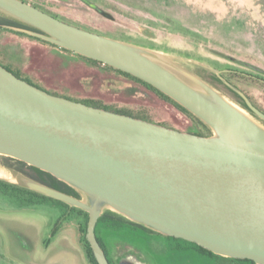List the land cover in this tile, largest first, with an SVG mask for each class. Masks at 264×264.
Instances as JSON below:
<instances>
[{
	"label": "water",
	"instance_id": "1",
	"mask_svg": "<svg viewBox=\"0 0 264 264\" xmlns=\"http://www.w3.org/2000/svg\"><path fill=\"white\" fill-rule=\"evenodd\" d=\"M0 10L40 30L20 28L27 33L151 83L213 130L198 135L55 95L0 63V154L48 171L81 192L78 198L24 175L30 189L89 213L86 236L98 264H110L96 234L107 209L214 253L264 264L262 124L202 78L184 72L195 84L190 83L154 52L70 24L23 0H0ZM237 91L264 119V111Z\"/></svg>",
	"mask_w": 264,
	"mask_h": 264
},
{
	"label": "rangeland",
	"instance_id": "2",
	"mask_svg": "<svg viewBox=\"0 0 264 264\" xmlns=\"http://www.w3.org/2000/svg\"><path fill=\"white\" fill-rule=\"evenodd\" d=\"M29 1L70 24L156 53L161 62L190 83L195 84L184 72L202 78L264 126V119L248 110L231 90L216 79L203 76L225 71L248 75L253 78L249 82L243 77L233 79L264 109V0H90L95 7L84 0ZM0 15L7 14L0 10ZM0 45L5 47L8 61L28 67L33 76L28 75L34 80L43 78V85L50 91L59 89L72 98L99 97L122 109L129 108L126 103H148L159 107L166 121L179 127L189 124L180 110L165 104L143 86L58 45L8 30L0 32ZM77 63L79 67L75 66ZM97 71L116 76L117 81L89 86L85 75ZM229 83L236 91H243ZM135 85L136 93L132 90ZM4 161L6 158L0 154V179L27 187L24 174L4 165ZM83 217L76 208L54 198L19 189L0 192V264L44 261L49 248L61 245L77 253L83 264H90L78 241L77 225ZM56 227L60 233L47 247L45 240ZM146 227L127 220L109 227L101 221L97 232L115 262L132 253L142 257L146 264L218 263L215 256L192 241ZM22 242L31 249V256ZM18 257L26 260L18 263ZM73 258L79 259L77 255Z\"/></svg>",
	"mask_w": 264,
	"mask_h": 264
},
{
	"label": "trees",
	"instance_id": "3",
	"mask_svg": "<svg viewBox=\"0 0 264 264\" xmlns=\"http://www.w3.org/2000/svg\"><path fill=\"white\" fill-rule=\"evenodd\" d=\"M26 2H30L32 4H34L35 6H37L38 8L58 17L56 14L48 11L47 9L39 6L38 4L31 2L29 0H23ZM91 2V1H90ZM20 28H27V29H31V30H35V31H40L39 29L24 23L23 21H20L14 17L8 16V15H0V32L2 30H8V31H12L16 34H20V35H24L33 39H36L40 42H45V43H50L53 45H57L51 41H48L44 38L32 35L30 33H27L23 30H21ZM59 46V45H58ZM61 47V46H60ZM62 49H65L67 51L76 53L78 55H80L82 58H84L85 60L93 63V64H103L104 66H106L108 69H110L115 75L117 76H122L125 77L126 79L131 80L132 82L136 83L137 85H141L143 86L147 91L151 92L152 94H154L158 99H160L162 102H164L165 104H168L170 106H173L175 108H177L178 110H180V112H182L184 114V116L187 118L189 124L186 127H179L174 125L173 123L166 121V119L162 118V113L160 112V108L148 103H126V106L129 107L128 109H122L120 107H118L115 104H109L104 102L102 99H100L99 97H89V96H76L75 98H72L69 95H66L63 91L56 89L55 91H50L47 89L46 86H44L43 84H46L44 82L43 78H31L28 74L32 75V72L30 70L27 71L28 67H20L19 63H15V62H10L8 61L6 54L7 51L5 49V47H2L0 45V63L5 66L7 69L11 70L12 72H14L18 77L23 78L25 80H27L28 82L47 90L48 92L55 94V95H59V96H64L76 101H81L84 103H87L89 105L95 106V107H100V108H105L111 111H115V112H120V113H124V114H128V115H132L134 117H138V118H142L151 122H155V123H159V124H163L166 125L168 127L171 128H175V129H179L181 131H188L191 133H195L198 135H203V136H210L212 135V129L211 127H209V125L207 123H205L200 117H198L196 114H194L192 111H190L187 107H185L183 104H181L179 101H177L176 99H174L173 97H171L170 95H168L167 93L163 92L162 90L158 89L157 87H155L154 85H152L151 83L129 73L126 71H123L121 69H118L116 67H113L111 65L105 64L101 61H98L96 59H93L91 57L85 56L83 54L77 53L73 50H70L68 48L65 47H61ZM75 66L79 67V64L77 63ZM76 67V68H77ZM33 76V75H32ZM204 77H207L208 79H216L217 81L221 82L225 87H227L229 90H231L235 96L238 98V100H240V102L250 111L254 112L247 104L245 98L235 89L231 88L229 86V84L227 82H233L235 85H237L240 89H242L245 94L250 98V100L258 107L260 108L262 111H264V109L259 106L257 104V102L255 101L254 97L247 91V89H245V87L241 86L239 84V82L237 83L236 80H234L233 78L236 77H243L244 80H246V82L250 81V79L253 78H249L248 75L243 76V74L241 73H233L230 71H225L221 74H217L215 72H209V73H203ZM85 77H88L87 79L90 82L91 87H93L94 85H97L98 87H100L99 85L104 83L107 85L110 84L111 82L117 81L116 76H112V75H107V73H103L102 71H97V72H90L89 74L85 75ZM99 81V83H97ZM81 85V84H80ZM134 93L138 92V86L135 85V87L132 89ZM126 92V91H123ZM122 92V93H123ZM130 91H128L129 94ZM132 93V92H131ZM124 94V93H123ZM133 94V93H132ZM2 155V154H1ZM6 158V161H4V165L10 167V168H14L15 170H18L19 172L23 173L24 175L38 181L41 182L43 184H46L48 186L54 187L56 189L62 190L66 193H69L71 195H74L78 198H82V194L80 191H78L75 187L71 186L70 184H68L67 182L59 179L58 177H56L55 175H53L52 173L45 171L43 169H40L39 167H36L34 165H31L23 160L11 157V156H7V155H2ZM13 190V189H19L25 192H30L34 195H41V196H46V197H50L53 198L51 196L45 195L41 192L35 191L33 189L24 187V186H18L16 184L13 183H9L3 179H0V192H7L9 190ZM58 201H61L63 203H65L67 206H72L70 204H68L65 201H62L60 199L54 198ZM74 208H76L79 212H81L83 214V218L82 220L78 223L77 225V231H78V241L79 244L81 245V247L83 248V252L85 255L86 260L90 263V264H98V261L95 257V254L93 252V249L91 247V244L89 242V240L87 239L86 233H87V225H88V221H89V213L79 207L76 206H72ZM123 220H127L129 222L135 223V224H139L142 225L144 227H146L143 224L134 222L130 219H128L127 217H125L124 215H121L113 210L107 209L99 218V221L97 223L96 226V234H97V238L100 242V244L102 245V247L104 248L105 252L108 253L109 250L107 248L106 242L104 241V239L102 237H100L98 235L97 232V227L98 224L102 221L105 222V224H107L109 227L110 226H118L121 221ZM147 228V227H146ZM149 229V228H148ZM60 233V230H58V228L56 227L53 232L52 235L50 237H48L45 240V245L48 247L50 245V243L56 238V236H58V234ZM195 243V242H193ZM202 251H205L207 253H209L210 255H213L216 257L217 259V264H233V262H249L251 264H257L254 260L252 259H248V258H234V257H227V256H223L217 253H214L213 251L206 249L200 245H198L197 243H195ZM108 251V252H107ZM110 254V252L108 253ZM107 255V254H106Z\"/></svg>",
	"mask_w": 264,
	"mask_h": 264
},
{
	"label": "crops",
	"instance_id": "4",
	"mask_svg": "<svg viewBox=\"0 0 264 264\" xmlns=\"http://www.w3.org/2000/svg\"><path fill=\"white\" fill-rule=\"evenodd\" d=\"M23 236H25V234H22ZM26 244V242H25ZM22 245H24V243L22 242ZM26 246V245H25ZM61 248H50L52 249L51 251H48V254L46 255V259L44 261H40V263L42 262H48V263H55V264H67L68 262L70 264H77V260L73 259V250L65 247L64 245L60 246ZM27 251L26 253L28 254V256H31L32 254H30L32 251L31 249H27L26 247H24ZM34 251H36V248L34 249ZM47 258H50V261H47ZM30 262L32 263H37V261H35L34 259L30 260ZM72 262V263H71Z\"/></svg>",
	"mask_w": 264,
	"mask_h": 264
},
{
	"label": "flooded vegetation",
	"instance_id": "5",
	"mask_svg": "<svg viewBox=\"0 0 264 264\" xmlns=\"http://www.w3.org/2000/svg\"><path fill=\"white\" fill-rule=\"evenodd\" d=\"M13 170H15V169L13 168ZM23 243H24V245H23L24 247H26V248L29 247V246H27V244H25V242H23ZM48 251H51L50 248L48 249ZM72 252H73V255H75V256L77 255V258H79V259H76V258L75 259L73 258V259L74 260H77L78 264H83L82 261H81V259H80V257L78 256V254L75 253L74 251H72ZM108 253H106V254H107V257H108V260H109L110 264H146L145 263V260L142 257L138 256L137 254H136L137 257L134 256V254H132V253H130L129 255H127L125 258L124 257H118L117 258V262H115L113 260V258L111 257V255L108 254ZM16 259H19V260H17L18 263H22V261L24 262V260H26V259L20 260L22 258H19V257L16 258ZM50 260H51L50 258H47V261H50Z\"/></svg>",
	"mask_w": 264,
	"mask_h": 264
},
{
	"label": "bare ground",
	"instance_id": "6",
	"mask_svg": "<svg viewBox=\"0 0 264 264\" xmlns=\"http://www.w3.org/2000/svg\"><path fill=\"white\" fill-rule=\"evenodd\" d=\"M236 105V104H235Z\"/></svg>",
	"mask_w": 264,
	"mask_h": 264
}]
</instances>
